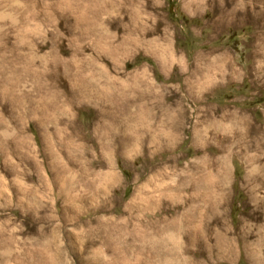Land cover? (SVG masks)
Returning <instances> with one entry per match:
<instances>
[{
    "label": "rangeland",
    "instance_id": "374dc122",
    "mask_svg": "<svg viewBox=\"0 0 264 264\" xmlns=\"http://www.w3.org/2000/svg\"><path fill=\"white\" fill-rule=\"evenodd\" d=\"M0 264H264V0H0Z\"/></svg>",
    "mask_w": 264,
    "mask_h": 264
},
{
    "label": "bare ground",
    "instance_id": "6f19581e",
    "mask_svg": "<svg viewBox=\"0 0 264 264\" xmlns=\"http://www.w3.org/2000/svg\"><path fill=\"white\" fill-rule=\"evenodd\" d=\"M92 6H93V5H92ZM96 8H97V7H96ZM96 8H95V9H96ZM101 50H102V49H101ZM98 52H99V51H98ZM74 66H75V65H74ZM10 83H11V82H10ZM2 89H3V88H2ZM6 90H7V89H6ZM5 92H6V91H5ZM202 188H203V187H200L199 189L201 190ZM216 188H217V187H216ZM214 190H215V189H214ZM219 191H220V190H219ZM214 195H215V194H214ZM198 196H199V195H198ZM211 196H212V195H211ZM202 197H203V196H202ZM208 197H209V196H208ZM206 199H207V198H206ZM211 199H212V198H211ZM210 202H211V201H210ZM210 202H209V203H210ZM205 206H206V205H205Z\"/></svg>",
    "mask_w": 264,
    "mask_h": 264
}]
</instances>
